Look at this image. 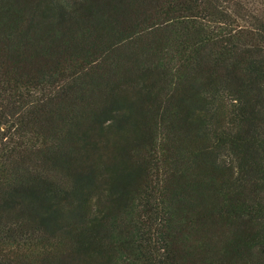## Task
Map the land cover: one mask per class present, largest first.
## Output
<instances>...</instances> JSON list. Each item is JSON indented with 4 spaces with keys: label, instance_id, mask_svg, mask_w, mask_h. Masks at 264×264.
<instances>
[{
    "label": "trees",
    "instance_id": "obj_1",
    "mask_svg": "<svg viewBox=\"0 0 264 264\" xmlns=\"http://www.w3.org/2000/svg\"><path fill=\"white\" fill-rule=\"evenodd\" d=\"M0 264H264V0H0Z\"/></svg>",
    "mask_w": 264,
    "mask_h": 264
}]
</instances>
